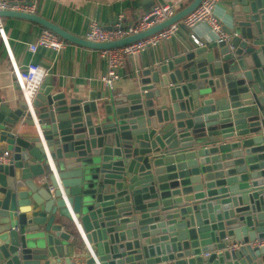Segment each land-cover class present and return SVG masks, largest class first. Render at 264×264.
<instances>
[{
    "label": "water",
    "instance_id": "95a60500",
    "mask_svg": "<svg viewBox=\"0 0 264 264\" xmlns=\"http://www.w3.org/2000/svg\"><path fill=\"white\" fill-rule=\"evenodd\" d=\"M202 1L104 43L36 13L0 20L103 51ZM226 1L225 37L144 70L126 94L76 97L48 78L32 105L0 92V264H264L251 246L264 239V0Z\"/></svg>",
    "mask_w": 264,
    "mask_h": 264
},
{
    "label": "crops",
    "instance_id": "0c3cea01",
    "mask_svg": "<svg viewBox=\"0 0 264 264\" xmlns=\"http://www.w3.org/2000/svg\"><path fill=\"white\" fill-rule=\"evenodd\" d=\"M192 1L31 0L27 3L35 4L36 14L67 32L84 38L92 21L110 28L122 16L125 26L135 25L151 11L153 3L155 6L170 5L177 13ZM228 5L226 0H219L215 8V15L222 26L225 25ZM43 29L41 25L24 19L5 17L0 20V92L5 96L15 99L24 96L22 85L16 76V68L26 71L30 65L44 68L48 73L45 80L48 78L50 85L56 87L58 92H66L76 97L89 96L92 92L126 94L135 88L144 70L178 57L197 46L209 45L217 36L204 23L192 28L181 25L173 37L148 46L135 56L127 57L120 70V79L110 91L102 81L107 73V61L101 51L70 42L60 52L37 46ZM195 39L199 40V44L195 43ZM35 46L36 49L33 48ZM20 132L27 134L23 127ZM3 151H6L5 147Z\"/></svg>",
    "mask_w": 264,
    "mask_h": 264
},
{
    "label": "built area",
    "instance_id": "2783aa9c",
    "mask_svg": "<svg viewBox=\"0 0 264 264\" xmlns=\"http://www.w3.org/2000/svg\"><path fill=\"white\" fill-rule=\"evenodd\" d=\"M218 2L219 0H203L199 7L182 21L156 35L121 48L101 51V55L107 61V73L102 77V81L106 88L110 91L113 90L114 83L120 79V70L123 68L127 57L135 56L148 46H154L163 40L173 37L181 25L192 28L199 23H204L218 36L221 38L225 37L222 25L215 15V8ZM0 11H17L33 14L36 11V6L35 4L27 2L0 0ZM175 14L176 11L172 6L162 5L153 7L151 11L135 25L125 26L122 16H119L111 29L103 27L97 21H92L84 39L94 43H104L123 39L144 32L154 25L173 17ZM195 43L199 44V40L195 39ZM67 44L68 42L58 34L50 29L44 28L38 39L37 46L60 52ZM33 48L36 49V46ZM47 74V71L38 65H30L26 71H20L18 67L16 68L17 79L22 85L23 95L29 105H32L37 94L40 92ZM9 156L10 153L8 151L3 152L0 156V161L7 163L9 161ZM49 188L51 192H54L53 186H49ZM251 246L264 247V239L252 242ZM233 248H239V245L235 244Z\"/></svg>",
    "mask_w": 264,
    "mask_h": 264
}]
</instances>
